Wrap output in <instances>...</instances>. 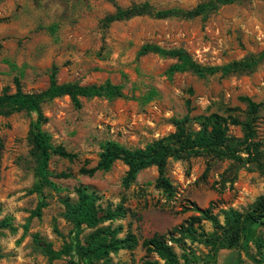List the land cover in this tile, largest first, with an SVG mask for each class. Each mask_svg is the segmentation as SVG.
Listing matches in <instances>:
<instances>
[{"label": "rangeland", "instance_id": "1", "mask_svg": "<svg viewBox=\"0 0 264 264\" xmlns=\"http://www.w3.org/2000/svg\"><path fill=\"white\" fill-rule=\"evenodd\" d=\"M202 0H0V88L36 92L48 85L51 72L57 82L100 83L105 79L121 85L122 96L81 99L73 106L67 96L45 101L40 111L42 129L52 145L73 154L71 159L51 155L49 179L41 191L31 190L34 162L26 134L36 113L0 115V219L8 217L14 231L0 229V264H143L145 259L164 264L141 242L162 234L177 264H222L232 250L219 248L210 257L203 238L217 230L199 219L193 224L197 240L173 232L189 216L190 206L208 208L223 225L221 209L243 211L262 192L263 175L229 158L209 154L168 158L163 176L169 185L157 183L158 172L149 166L124 187L126 166L119 160L106 171L80 172L95 164L99 145L114 140L129 147H142L173 130L171 120L210 112L231 113L243 118L241 96L264 101V57L253 69L197 76L189 71L168 76L174 61L153 53L136 51L143 43L164 48H183L203 65H222L264 51V0H238L222 5L206 17L157 18L142 14L103 23L114 5L147 2L153 9H187ZM192 128L198 125L194 121ZM256 139L264 159V105L255 115ZM228 134L239 137L238 126ZM84 185L98 197L103 210L119 208L121 215L101 219L96 226L119 227L116 237L131 233L132 249L108 251L101 258L82 255L78 245L93 227L74 226L62 217L61 199L75 200L74 188ZM38 216H29L39 202ZM27 222L26 229L22 225ZM33 235L56 251L49 260ZM264 230L258 223L245 229L235 249L238 264H264ZM259 242V243H260ZM234 253V252H233Z\"/></svg>", "mask_w": 264, "mask_h": 264}, {"label": "trees", "instance_id": "2", "mask_svg": "<svg viewBox=\"0 0 264 264\" xmlns=\"http://www.w3.org/2000/svg\"><path fill=\"white\" fill-rule=\"evenodd\" d=\"M238 0H202L194 6L181 8L153 9L147 2H132L125 7L114 5L111 13L103 18V23L127 19L133 16L148 14L157 18L164 17H206L209 13L215 11L222 5L230 4ZM147 53H153L163 58H172L165 73L170 76L176 72L189 71L197 76H205L220 72L221 74L246 72L257 64L264 57V51L255 55L242 57L222 65H203L195 61L191 55L183 48H164L154 43H143L136 51L137 56ZM14 88L9 91L8 87L0 88V115L6 116L13 112L25 111L36 113L26 138L30 144V154L32 156L33 182L31 190L41 191L45 185L55 187L49 179L47 168L48 160L55 154L60 157L71 159L73 154L67 152L60 145H52L50 135L42 129L45 117L40 111L43 102L59 96H67L70 103L79 107L81 99L92 97H103L113 99L122 96L121 85L113 83L108 79L100 83L79 84L74 81L57 82L54 72H51L48 79V85L36 92H26L16 78L13 79ZM245 108L243 118L233 116L231 113L225 115L216 112H210L205 115H196L189 117L187 114L180 118L171 120L173 130L158 138L152 139L142 147L125 146L114 140H104L99 145V152L95 164L89 168H81L80 172L91 174L96 170L106 171L113 162L119 160L125 166L126 170L121 178V184L127 187L142 169L154 166L158 172L157 183L160 187L166 188L169 183L163 176L166 160L168 158H179L182 155L209 154L212 157L229 158L241 163L242 166L256 169L263 175L264 182V159L263 152L260 149V141L256 139L255 133V115L258 108L264 105L263 102H255L247 96H241ZM190 121L197 123V128H192ZM238 126L241 135L239 137L228 134V126ZM75 200L71 201L68 197L61 199L63 204L62 217L74 226L84 225L93 227V230L85 237L84 244L77 248L82 255H89L101 258L108 251L118 249H132L137 241L133 234L126 233L122 237H116L119 227L109 228L108 226H96L101 219H113L121 215L119 208L103 210L99 207L97 195L84 185H78L74 188ZM43 203L40 201L36 209L31 211L29 216H38L40 207ZM190 208L197 215L189 216L184 221V225L173 227L172 231L181 236L188 237L190 240H197L193 224L199 219L209 220L216 232L205 236L203 240L209 245V254L214 258L219 248L232 250L227 255L222 264H238V253L235 251L242 232L251 224L258 223L264 230V186L262 192L253 203L243 211L232 208L221 209L223 225L218 222L216 217L209 213L208 208H199L192 204ZM27 222L22 225L26 229ZM6 228L14 231L16 228L10 223L8 217L0 219V229ZM35 241L40 245L45 256L52 260L56 258L57 253L49 244L42 243L33 235ZM260 242V241H259ZM256 243L259 249L262 245ZM146 252H154L164 264H177L176 256L170 245L162 234H154L141 242ZM234 252V253H233ZM258 258L264 260V254L258 252ZM72 264V263H71ZM101 264H106L105 261ZM143 264H157L155 260L145 259Z\"/></svg>", "mask_w": 264, "mask_h": 264}]
</instances>
